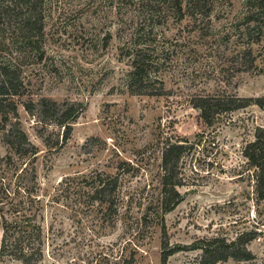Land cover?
Listing matches in <instances>:
<instances>
[{
    "label": "rangeland",
    "instance_id": "rangeland-1",
    "mask_svg": "<svg viewBox=\"0 0 264 264\" xmlns=\"http://www.w3.org/2000/svg\"><path fill=\"white\" fill-rule=\"evenodd\" d=\"M245 2L212 0L207 15L183 19L163 7L165 25L153 31L152 47L161 95L150 96L123 85L131 68L122 49L136 30L129 10L118 13L109 0H53L47 61L24 67L27 93L13 99L21 128L38 148L35 159L15 154L5 141L11 124L3 130L0 121V244L6 222L24 229L34 216L43 251L37 264H161L165 224L169 245L181 249L167 264H207L205 242L231 243L246 233L255 234L247 244L253 259L215 264H264V200L243 155L264 128V111L250 105L217 115L208 127L193 104L209 96L264 98V25L248 35ZM41 98L84 106L63 146L44 141L61 138V127L24 108ZM184 141L191 145L180 162L184 199L164 214L163 149ZM116 175L111 215L110 204L90 196L99 176ZM0 264L22 263L5 256Z\"/></svg>",
    "mask_w": 264,
    "mask_h": 264
},
{
    "label": "trees",
    "instance_id": "trees-1",
    "mask_svg": "<svg viewBox=\"0 0 264 264\" xmlns=\"http://www.w3.org/2000/svg\"><path fill=\"white\" fill-rule=\"evenodd\" d=\"M212 0H109L112 8L118 13L122 9L129 10L133 23L136 24L135 33L132 34L125 47L127 52L123 56L129 61L130 70L124 76L123 85L134 95H161V87L157 76V66L154 51L152 50L157 36L153 31L160 24L166 14L161 9L166 7L178 15L180 19L186 14L192 17L207 15ZM245 5L253 12H249L246 19L248 35L256 28L259 32L264 25V0H245ZM117 3V8L115 4ZM53 0H0V121L5 130V141L16 155L23 160L35 159L39 153L38 148L29 140L19 122L18 104L13 100L26 95L29 82L25 77L24 67L30 63H43L47 61L46 29L50 17ZM162 21V22H161ZM254 26L251 27V24ZM151 89V90H149ZM194 108L201 113V117L208 127L213 125L214 118L222 113L244 109L256 105L264 111V98H239L236 96H209L194 100ZM25 110L44 124H53L63 129L62 137L56 142L45 139L46 146L56 147L65 145L73 133V124L77 122L84 111L83 104L76 102L58 103L48 98H41L38 103L29 102L24 105ZM15 118V123L11 119ZM188 141L183 143H168L163 149L162 178H161V209L164 214L173 211L184 199L179 188L183 186V177L180 162L190 149ZM244 157L256 174V193L259 200H264V128L258 127L254 139L249 142L243 151ZM110 178V179H109ZM98 177L94 182L91 201L100 204H110L111 215L117 213L114 202L109 201L108 193L116 192L120 187V176ZM29 193V190H26ZM117 199V198H116ZM109 211V212H110ZM111 217V216H110ZM28 226L19 227L18 223L10 225L6 222L2 229L0 258L11 256L22 264H37L43 258L41 228L32 225L35 217H27ZM163 248L161 264H167L169 258L180 251L171 248L167 238L166 226H162ZM13 238V239H12ZM255 239V234L246 233L234 242L225 239H214L205 242L204 254L209 255L207 264L234 259L236 261H249L253 259L247 244ZM38 242L39 245L36 246ZM124 264H131L125 261Z\"/></svg>",
    "mask_w": 264,
    "mask_h": 264
}]
</instances>
